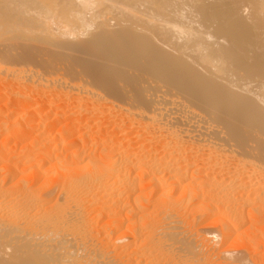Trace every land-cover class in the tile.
Returning <instances> with one entry per match:
<instances>
[{"label": "bare ground", "instance_id": "1", "mask_svg": "<svg viewBox=\"0 0 264 264\" xmlns=\"http://www.w3.org/2000/svg\"><path fill=\"white\" fill-rule=\"evenodd\" d=\"M0 5V57L18 55L13 73L0 60V264H257L264 0ZM46 40L72 54L28 67ZM175 191L212 219L206 236L169 211Z\"/></svg>", "mask_w": 264, "mask_h": 264}, {"label": "rangeland", "instance_id": "2", "mask_svg": "<svg viewBox=\"0 0 264 264\" xmlns=\"http://www.w3.org/2000/svg\"><path fill=\"white\" fill-rule=\"evenodd\" d=\"M0 6H1V5H0ZM4 6H5V4H3L2 7L4 8ZM25 6H26V5H25ZM5 7H6V6H5ZM8 7H9V6L7 5V8H8ZM46 7H47V4H46ZM263 10H264V9H263ZM1 30H2V29H1ZM2 31H4V30H2ZM2 31H0V33H1ZM5 32H6V29H5ZM12 32H13V31H12ZM9 33H10V32H9ZM9 33L7 32V34H9ZM5 34H6V33H5ZM10 35H11V33H10ZM2 36H3V35H1L0 38H3V37H4V36H3V37H2ZM8 36H9V35H8ZM6 37H7V36H6ZM42 40L44 41V39H42ZM43 41L41 42L42 44L39 43V44H40L39 46H40V47H41V46H45V47L41 48V50H42V52H43V51H45V48H46V51H45V53L47 52L46 54H44V52L41 53V51H40V47H39V49H38L37 44H36L37 41H36V43L34 44V45L36 46V49H38L37 51H36L35 47L32 48V51H31L30 48L28 49L29 51H31L30 54H31L32 56H33V54H34V56H35V57L33 56V58L31 59V60L33 61V63H34L36 57H38V58H39V57L42 58V57H45V56H46V57L48 56V58L53 57V53H54V52L52 53V51H55V54H56V55H54V56H56V57L58 56V57L61 58V59L59 58L58 61H59V60L62 61L63 59H65L64 57H68L69 54L71 53V52L69 53L70 49H69V51H68V49L66 50V48H64V50H65L64 52H67V51H68V52H67L68 54L66 53L68 56H66L64 53H58V52H62L63 49L61 48V51H60V50L51 49V46H50V45H51L52 43H51L50 40H49V42L46 40V43L48 42V45L50 44V45H49L50 47L47 46V47H48V48H47L46 45H43ZM39 42H40V41H39ZM53 43H55V42H53ZM44 44H45V42H44ZM56 45H57V44H56ZM53 46H54V48L56 47L55 44H54ZM53 46H52V48H53ZM57 46H58V45H57ZM57 49H58V48H57ZM59 49H60V48H59ZM25 50H27V49H25ZM28 50H27V51H28ZM33 50H34L35 53L39 51V52H40V54L38 53L39 56L36 55L37 53L35 54V53L33 52ZM50 50H51V51H50ZM13 51H14V50H13ZM13 51H11V52L14 53ZM27 51H26V53L22 51V53H24V55L22 54L21 56H25V59H24V57H21V56L19 55V58H18V60H17L18 62H20L21 58H23V63H22L23 66H25V65H24V62H25L26 64L28 63V62H26V56H27V59H28L27 61H30L29 59L32 57V56L29 54V51H28V54H29V55L27 54ZM49 51L52 53V56H51V57H50L51 54H50ZM72 52H73V51H72ZM7 53H8V52H7ZM12 53H10V52L8 53V54H10V57L8 56V54L5 55V54H6V53H5L4 55L6 56V58H4L5 56L3 55L2 57H0V60L3 59V62H5V60H6V61H8L9 64H10L11 61H12V62H14V61L16 62V59H15V58H17L18 55L16 54V57H15V56L11 55ZM15 53H16V52H15ZM15 53H14V55H15ZM26 54H27V55H26ZM43 54H44V56H43ZM59 54H60V56H59ZM61 54H62V57H61ZM63 54H64V55H63ZM71 54H72V53H71ZM11 56H12V57H15V58H13L14 60L11 58ZM29 56H31V57H29ZM8 57L10 58V60L8 59ZM20 57H21V58H20ZM46 57H45L44 59L42 58L43 61L39 58V61H40V62H44L45 59L47 60ZM56 57H54L53 60H56V61H57V58H56ZM55 58H56V59H55ZM62 58H63V59H62ZM24 60H25V61H24ZM49 60H52V59H49ZM32 61H30V62L28 63V65H29V64H30V65H34L35 67L38 66V65H40V62H39L38 60H37L38 62L36 61L34 64H32ZM12 62H11V64L13 65ZM15 62H14V65H13L12 67H9V69H8V68H5L6 65H7V66L9 65L7 62H5V63H7L6 65L3 63L5 66L2 65V62H1V64H0V71H1V67H2V70H4V71H6V69H8V70L12 69L13 67H15V66L17 65V64H15ZM21 62H22V61H21ZM37 64H38V65H37ZM1 65H2V66H1ZM30 65H29L28 67H34V66H30ZM41 65H43V64H41ZM9 66H11V65H9ZM26 66H27V65H26ZM26 66H25V67H26ZM16 67H18V66H16ZM28 67H26V68H28ZM3 68H5V69H3ZM8 70H7L5 73H3L4 71L2 72L4 76H5V75H6V76L8 75V74H6V73H8ZM10 72L13 73V71H11V70H10ZM11 73H10V74H11ZM3 75H1V72H0V79H1V76H3ZM4 76H3V77H4ZM10 76H12V75H8L9 78H10ZM59 76H60V75H59ZM37 90H38V89H36V91H37ZM38 92H39V91H38ZM1 113H3V112H1ZM5 135H6V134H4V136H5ZM1 138H2V136L0 135V140L3 139V138H2V139H1ZM145 191H147V192L145 193L146 195H149V194H150V195L147 196L148 198H147V197H144V198H146V200H148V201H146V200L143 198V200L145 201V204H144L143 201H142V204H143L145 207L148 205L146 208L148 209V208L150 207V208H149V209H150V212L152 211V209L154 210V212H153V211L151 212V217L154 218V216L157 215V214L159 213L158 211H159V209H160L159 206L161 205L160 203H161V201H162V200H161L162 198L158 195V196H157V197L159 198V199H158V198L155 196V195H157V193H154V192L152 193V192L150 191V188H147ZM149 191H150V193H148ZM174 193H175V194H174ZM179 193H180V192H179ZM177 195H178V192H177V191H175V192L171 193V195H169V198L171 197V199H168L169 202H167V205L169 206V207H168V208H169V211L172 212L173 210H175V211L172 212V214L174 213L173 215H175L176 217H177V216L179 217V218H178V217H177V218H178V220H180L179 222L181 223L180 225H182V227H184V228H188L187 230L191 231L192 233H195L196 231H201V233H203V235L205 234V236H206V235H207V234H206V230H204V229H206V228L209 226L208 224H209V222H211L212 219L210 218V220H209L208 218H206V212H204L203 210H200V209H199L201 212H200V211H197V212H196V210H197L196 207H197V205H199V202H198V201H197V202L195 201V202H192V203H188V202H186V199H187V198H186L184 195H183V196L185 197V199H184V197H183V198L181 197V198L178 199V197H180V196H179L180 194H179L178 196H177ZM149 197H150V198H149ZM155 197H156V198H155ZM173 197H174L175 199L177 198V199H176V202H175V199H173ZM153 198H154V199H153ZM160 198H161V199H160ZM182 199H183V200H182ZM149 200H150V201H149ZM156 200H157L158 202H156ZM159 200H160V201H159ZM177 200H178V201H177ZM179 200H180V201H179ZM181 200H182L183 202H181ZM126 201H128V200H126ZM153 201H155V203H153ZM187 201H188V199H187ZM131 202H132V200H129V204H131ZM174 202H175V204H174ZM150 203H152V204H150ZM158 203H159V204H158ZM170 203H171V204H170ZM181 203H182V204H181ZM184 203H185V204H184ZM193 203H194V204H193ZM146 204H147V205H146ZM149 204H150V205H149ZM155 204H156V205H155ZM176 204H177V206H178V205L180 206V204H181V206H180V207L178 206V208H176V207H177ZM188 204H189V205H188ZM195 204H197V205H195ZM154 205H155L156 207H154V208L151 207V206H154ZM183 205H184V206H183ZM186 205H187V206H186ZM192 206H194L196 209H195L194 207H192ZM87 207H88V208H87ZM181 207H182V208H181ZM185 207H187V208L185 209ZM190 207H192L193 209L190 208ZM85 208H86V209H85V215H86V218H88V220H89L88 222H90L89 224L91 225V226H89V227H90L89 229H90L91 231L93 230V231H92L93 233H94V232H95L96 234L99 233V234H97V235H98V236L100 235V236H99L100 238L103 237V234H104V233L110 235V232L112 233L113 228H111L110 225L107 226L106 222L104 221L105 219L103 218L102 220L99 219L98 221H96L97 219L93 218V214H94V213L91 212V211H92V208H91L90 206H86ZM89 208H90V211L88 210ZM151 208H152V209H151ZM157 208H158V209H157ZM175 208H176V209H175ZM149 209H148V210H149ZM155 209H156V210H155ZM171 209H172V211H171ZM178 209H179V210H178ZM183 209H184V210H183ZM189 209H190V211H189ZM176 210H177L178 212H177ZM181 210H182V211H181ZM155 211H157L158 213L155 212ZM176 212H177V213H176ZM179 212H180V213H179ZM183 212H184V213H183ZM178 213H179L180 215H179ZM176 214H177V215H176ZM196 214H197V215H196ZM153 215H154V216H153ZM204 215H205V216H204ZM102 221H103L104 223H103ZM208 221H209V222H208ZM249 224H253V223L250 222V223H247L246 225L249 226ZM104 226L107 227V228H105ZM188 226H189V227H188ZM192 226H193V227H192ZM202 226H203V227H202ZM204 226H205V227H204ZM206 226H207V227H206ZM103 227H104V228H103ZM91 228H92V229H91ZM109 228H110V229H109ZM192 228H193V229H192ZM199 228H200V229H199ZM203 228H204V229H203ZM100 229H101V230H100ZM111 229H112V230H111ZM195 229H196V230H195ZM202 229H203V230H202ZM207 229H208V228H207ZM96 231H97V232H96ZM99 231H100V232H99ZM101 231H102V232H101ZM105 231H106V232H105ZM107 231H108L109 233H107ZM202 231H203V232H202ZM95 233H94V234H95ZM102 233H103V234H102ZM101 236H102V237H101ZM109 237H110L111 239H109ZM109 237H108V239H107L108 242H107V241H105V242H106V244L109 243L108 246H113V243H111V242L114 241V240L112 241V239L115 237V235L112 233L111 236H109ZM207 237L210 238L211 236H207ZM105 242H104V243H105ZM214 243H215V242H214ZM106 244H105V245H106ZM110 244H112V245H110ZM215 245L217 246V248H219V249L221 248L220 244L218 245L217 243H215ZM222 247H223V246H222ZM117 254H118V255H117ZM120 254H121V255H120ZM255 254H256V253H255ZM257 254H258V255H256V256L258 257L257 264H264V254H261L260 252L257 253ZM115 255H117V256L120 255L119 257H121V256H122V253H120V252H116ZM214 261H215V258H214ZM258 261H259V262H258ZM134 263H135V260L132 261V264H134ZM129 264H131V262H130ZM136 264H137V263H136Z\"/></svg>", "mask_w": 264, "mask_h": 264}]
</instances>
